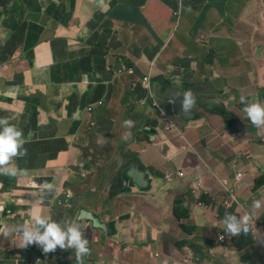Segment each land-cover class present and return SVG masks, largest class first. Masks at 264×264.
Wrapping results in <instances>:
<instances>
[{"label":"crops","instance_id":"0c3cea01","mask_svg":"<svg viewBox=\"0 0 264 264\" xmlns=\"http://www.w3.org/2000/svg\"><path fill=\"white\" fill-rule=\"evenodd\" d=\"M117 1L125 4L136 0ZM156 2L148 0L144 12L147 14L149 6ZM186 2L203 5L182 15L179 23L184 21V26L180 25L170 37L173 45L167 37L162 40L142 27L134 34L132 44H109L101 49L96 39H101L103 34L110 43L117 37L119 23L124 20L116 18L114 12L103 13L95 8L88 15L73 14L68 26L60 22L49 24L38 33L22 34L16 29L18 24L4 25V37L10 47L15 46L27 55L34 47L32 55L41 60L51 53L52 44L56 53L63 54L68 66L60 69L58 88L50 87L49 83L30 88L31 92L42 95L38 100L39 113L29 135L43 144H40V152L32 146L34 142L27 144L22 163L27 167L25 175L16 181L28 191L18 190L17 195L26 196V199L1 208L3 219L30 223L31 210L35 209L64 225L79 221L89 241L90 252L83 257L87 264H171L180 257L187 246L173 245L172 226L167 223L174 203L187 193L198 197L194 193L211 192L212 185L221 182L219 172L227 169L230 157L249 151L255 160L258 157L255 142L249 132L226 130L220 117L201 109H197L200 121L187 122L170 116L179 121L186 142L181 143L171 134L158 135L155 128L151 131L140 129L132 121L140 126L148 124L150 110L138 99L129 75H114L112 54L134 59L142 72L151 68L152 73L164 75L167 82L163 77L151 79L162 105L170 103L162 98L169 99L171 87L178 86L183 79L192 78L196 82L194 88L205 87L208 82L214 91L200 95L201 99L215 101L225 97L235 108L242 96L261 93L264 87L260 78H248L246 82L252 88L246 91L234 86L241 72L257 64L256 49L262 50L259 55L264 68V1ZM92 13L97 19L91 18ZM14 16L19 17V14ZM27 18L34 17L27 15ZM208 22H218L212 25V32L203 27ZM196 38L199 52L191 55L192 42ZM166 46L171 54L164 53ZM250 47H253V54L248 51ZM206 69L212 72V77H195ZM174 74L179 76L176 81ZM217 76L225 83L214 82ZM8 79L6 75L0 77V95ZM59 105L60 108L56 107ZM79 109L83 110L81 114L77 113ZM152 112L160 125L153 108ZM82 120L83 140L76 145L78 171L76 174L63 173L64 166L68 165L67 158L75 149H63L61 142L67 138L69 128ZM126 121L130 122L128 126ZM206 128L214 131L208 133ZM217 146L221 152H217ZM202 147L209 156L199 153ZM184 170L197 174L206 171L213 178L196 176L183 181L184 177L179 178L177 174ZM45 183L52 184L53 189H42L40 186ZM125 197H139L154 207L155 215L149 218L115 200ZM209 198L204 196L203 202ZM3 226L0 222V228ZM13 244H8V248ZM14 245V249H4L5 244L0 242V264H61L56 258L46 261L48 254L37 245L31 250ZM4 250L16 252L15 260ZM62 250L68 257L76 256L74 249Z\"/></svg>","mask_w":264,"mask_h":264},{"label":"rangeland","instance_id":"374dc122","mask_svg":"<svg viewBox=\"0 0 264 264\" xmlns=\"http://www.w3.org/2000/svg\"><path fill=\"white\" fill-rule=\"evenodd\" d=\"M186 1L189 0H157L156 3L149 6V11L146 14L144 10L148 0H136L134 4L128 5L117 0H0V77L6 75L9 78L5 83L3 93L0 95V119H7L11 124L22 129L26 141L24 145L26 151L27 144L34 142L32 146L40 152V144L43 142L41 143L39 140L36 142L34 138L30 137L29 132L32 130L33 122L39 113L38 100L42 94L31 92L30 88L46 83H49L52 88H58L60 84L57 79L61 78L60 69L68 66L63 54L56 53L52 44H50L51 53L41 60H37L35 55L22 53L15 46L10 47L4 37V25L8 23L18 24L16 29L22 34L27 31L38 33L49 24L60 22L68 26L73 14L81 12L88 15L95 8L103 13L114 12L116 18L124 20V22L119 23L117 37L110 43L108 37L103 34L101 39H96L101 49L107 48L109 44H132L134 34L140 32L142 27H145L149 34H155L162 40L167 37L173 45L170 37L180 25L184 26V21L179 23L183 19L182 15L203 5L187 4ZM80 3L81 6H79ZM85 3L88 4L85 5ZM205 4L208 5V2ZM15 13H18L19 17H15ZM27 15L34 18H27ZM97 17L95 13H92L91 18L97 19ZM217 23L208 22L203 27L212 32V25ZM192 44L194 51L191 55L198 54L197 38L193 40ZM163 51L167 55L172 53L168 46ZM248 51L253 54V47L248 48ZM259 51L262 50H255L257 64L255 67L250 66L241 72L237 78L238 81L234 84L236 88L242 91L251 89L252 87L246 82L248 78H260L264 81V68L262 61H260ZM234 59H238V57L234 56ZM112 61L111 69L116 77L119 76L117 72L121 67L131 69L135 63L134 59L122 58L114 54H112ZM169 65L171 66L172 63ZM161 77H163L162 73H152L149 80L160 79ZM195 77H212V72L206 69L204 73H198ZM173 80L176 81L177 79L173 78ZM213 80L216 83H225L220 76L213 78ZM195 85L196 82L190 78L181 80L176 87H171L175 91L168 92L172 103L170 109H166L171 117L184 119L187 122L202 120L197 115V109H204L200 104H195L186 118L177 116L175 112L176 103L180 102V99L175 97L176 93L191 90ZM192 93L194 94V92ZM195 96L197 103L204 101L200 98V94ZM208 106L210 110L206 112L220 117L226 130L232 129L236 133L249 132L255 142L254 150L258 157L253 160L249 151L241 152L239 156L230 157L227 169L219 172L221 182L214 183L211 192L194 193L198 197H191L187 193L186 197L176 200L167 221L172 226L170 239L173 245L185 244L187 248L181 251L179 262L171 264H264V232L257 234L253 225L254 223H261L264 227V132L251 125L246 115L226 101L225 97L217 98ZM56 107L60 108L61 105ZM181 110L183 111L182 108ZM82 111L79 109L77 113L81 114ZM130 121L132 120L130 119ZM172 121L176 126V132H181L178 139L181 143L182 141L185 142L186 138L180 128L179 121L176 119H172ZM90 125L93 128L94 121ZM87 129L89 128L87 127ZM206 131L212 133L214 129L206 128ZM88 135L89 132H87V140H89ZM81 140H83V120L71 126L67 138L61 142L63 149H75V151L70 152L67 158L68 165L64 166L63 173H77L76 145ZM216 149L217 152H221L219 146ZM199 153L204 157L210 154L203 147L199 148ZM24 156L25 154L18 155L12 161L13 165L19 169L18 176L0 175V209L9 207L17 200L26 199V196L22 198L18 196L17 191L28 192L27 189L16 183L17 179L25 175L27 167L22 165ZM46 160L48 159L46 158ZM184 174L183 181L192 180L196 176L212 177L206 171L197 174L195 172L187 173L184 170ZM204 196H209V200L203 202ZM115 200L120 205H126L138 213L148 215L149 218L155 215L154 207L141 201L139 197H125ZM255 200H261L260 209L252 208V203ZM176 210L188 212V218L179 221ZM226 213L250 216V231L246 235L243 233L237 236L228 235L224 231L222 223ZM0 222L4 224V227L0 228V242L5 244L4 249H14V244L8 248V244L13 242L11 238L3 236V233L8 230L5 225H9L12 229L19 225L20 221H9L0 216ZM189 222H193L197 226L192 227ZM184 227L189 230L195 229V231L190 234ZM4 251L11 256V259L15 260L16 252L13 250ZM47 254L50 257L49 262L52 258H56L61 264H78L75 257L73 260H69L59 247ZM41 260L39 257V262ZM83 264H87V262L83 261Z\"/></svg>","mask_w":264,"mask_h":264},{"label":"clouds","instance_id":"9594fccd","mask_svg":"<svg viewBox=\"0 0 264 264\" xmlns=\"http://www.w3.org/2000/svg\"><path fill=\"white\" fill-rule=\"evenodd\" d=\"M125 4H134V2L128 1L125 2ZM32 53H34V47L30 51V54ZM151 74V68L146 72H142L135 63L131 69L128 67H121L117 72V75H119L118 77L129 75V78L133 79V87L138 99L144 107H147L150 110V122L148 124L140 126L138 122H133L140 129L151 131L155 128L157 129L158 135L171 134L172 137L178 139L181 132H174L173 129L166 126L167 122L173 123L170 114L166 112L167 107H171L172 100L171 98H162L170 101V105L161 104L158 98L160 96L157 94V89L155 86L153 87L151 80H149ZM174 75L178 80L179 76L176 74ZM164 81L167 82L168 80L164 78ZM208 84L209 83L206 82L205 87L196 86L183 93H176L175 97L179 98L181 102V104L180 102H177L176 105H179L180 109L182 108L186 115L189 114L191 109L197 103L196 96L192 92L204 95L214 91L213 87L207 91ZM157 88L159 91L161 90L160 86ZM169 91L174 92L175 90L171 88ZM205 91H207V93H205ZM205 101H207L208 104L215 102L214 99H205ZM235 104L237 109L242 114L246 115V118L250 121L251 125L264 132V87H262L261 93H256L255 95L250 94L245 97L242 96ZM152 108L156 112V119L160 120V125L155 121L154 117H152ZM202 110L205 112L207 111L205 109ZM129 124L130 122H125L126 126ZM128 135H130V133ZM25 143L26 141L22 129L18 128L15 124H11L7 119H0V175H7L10 177H16L19 175V169L13 165L12 161L18 155L25 154ZM180 174H182L183 177L185 176L184 172H180L177 174L179 178H183ZM40 187L51 191L54 186L45 183ZM261 206V200H255L252 203V208L254 209H260ZM31 211L33 212V215L30 217V223L19 224L12 229L5 230L3 236L11 238L12 242L21 249L27 247L26 250L33 249V245L41 247L45 253L53 252L58 247L64 250L74 249L76 256L68 257L69 255L66 254L69 260H73L75 257L78 264H83V261H86V258L83 257L87 256L90 252L89 241L85 238L79 221L69 222L67 225H64L62 222H57L50 216H46L35 209H32ZM222 223L224 225V231L228 235L237 236L242 233L246 235L251 228V217L248 215L238 216L226 213ZM253 225L257 234L264 232V227L261 223H254ZM5 228H8V225H5ZM49 259L50 257H47L46 261H49ZM179 260L180 258H176L172 263H177Z\"/></svg>","mask_w":264,"mask_h":264},{"label":"water","instance_id":"95a60500","mask_svg":"<svg viewBox=\"0 0 264 264\" xmlns=\"http://www.w3.org/2000/svg\"><path fill=\"white\" fill-rule=\"evenodd\" d=\"M211 89V86L208 84L207 86V91ZM207 91H205V93H207ZM200 92V91H199ZM195 95H198V93H194ZM196 104H200L201 107H203L205 110H210V107L208 106V102L207 101H201L200 103H196ZM175 112L177 114V116H181L183 118H186L187 115L180 109L179 105H176V109Z\"/></svg>","mask_w":264,"mask_h":264},{"label":"trees","instance_id":"16d2710c","mask_svg":"<svg viewBox=\"0 0 264 264\" xmlns=\"http://www.w3.org/2000/svg\"><path fill=\"white\" fill-rule=\"evenodd\" d=\"M167 109L169 110L170 108L167 107ZM176 214H177V216H178L177 218H178L179 221H182V220L188 218V212H186V211L176 210ZM184 229H185L186 231H188L190 234L193 233V232L195 231V229H191V230H189V229H187V228H185V227H184Z\"/></svg>","mask_w":264,"mask_h":264},{"label":"built area","instance_id":"2783aa9c","mask_svg":"<svg viewBox=\"0 0 264 264\" xmlns=\"http://www.w3.org/2000/svg\"><path fill=\"white\" fill-rule=\"evenodd\" d=\"M166 126H167V127H170L171 129H173L174 132L177 131L176 127L174 126V124H173L172 122H167V123H166ZM180 176L183 177L182 174H180Z\"/></svg>","mask_w":264,"mask_h":264}]
</instances>
